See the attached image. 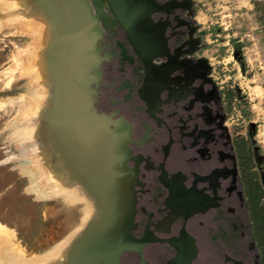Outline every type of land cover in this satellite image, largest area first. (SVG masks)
<instances>
[{
	"label": "flooded vegetation",
	"instance_id": "1",
	"mask_svg": "<svg viewBox=\"0 0 264 264\" xmlns=\"http://www.w3.org/2000/svg\"><path fill=\"white\" fill-rule=\"evenodd\" d=\"M180 10L183 9L176 11ZM108 35L110 32L106 31L100 41V55L110 54L108 60L101 61L105 69L100 68V74H86L95 81L92 105L87 106L86 113L78 103L77 110L70 115L71 123L82 117L91 129L83 137V146L80 142L73 143L70 135V152L74 154L73 150L80 147L84 156L77 159L70 155L67 159L71 178L79 179L89 189L113 186L111 181H116L119 183L114 185L136 192L133 235L165 240L145 248L144 256L150 264H156L161 257L171 264L178 249L170 241L176 239L186 246L183 233L194 240L199 256L195 264H225L227 256L248 264L228 254H224L220 263L215 244L219 237L241 241L247 248L249 262L260 264L255 242L247 235L250 221L238 158L219 87L211 72L208 76L216 84L217 94L212 83L201 75H194L187 87L176 86V92L162 91L163 103L154 116L138 91L144 72L138 71L137 62L123 60L117 43L123 41L119 34L111 38ZM183 41L170 44L177 47ZM199 58L196 54L193 56L194 60ZM176 75L184 77L179 71L172 76ZM185 83L183 80L182 84ZM104 117L111 120L108 127ZM96 120L100 122L99 127L94 125ZM96 180L100 183L96 184ZM78 184L72 182L71 187L77 188ZM186 204L191 207L187 217L178 213ZM193 207L199 209L193 210ZM171 213L176 214L172 219ZM219 230H222L221 236L217 233ZM135 254L134 263H137L140 257Z\"/></svg>",
	"mask_w": 264,
	"mask_h": 264
},
{
	"label": "rangeland",
	"instance_id": "2",
	"mask_svg": "<svg viewBox=\"0 0 264 264\" xmlns=\"http://www.w3.org/2000/svg\"><path fill=\"white\" fill-rule=\"evenodd\" d=\"M101 1L107 8L106 0ZM192 1L194 16L189 18L198 25L196 35L201 38L196 56L210 62L219 87L245 192L250 221L247 235L255 242L260 264H264V0ZM18 12L30 14L28 7ZM10 13L0 7V222L17 230L29 254H41L74 237L93 207L78 194L59 195L46 188L32 168V148L40 145L41 137H37V143L34 131H26L23 136L27 125L23 111L29 97L43 102V94L32 86L28 75L19 72L10 89L3 87V71L14 66L17 45L33 42L23 26L14 19L7 20ZM179 13L187 17L186 10ZM118 34L125 40L121 29ZM186 36L181 34L170 43L177 45ZM135 62L143 72L142 64ZM100 68L105 69V65L100 64ZM140 81L139 76L137 83ZM40 119L46 128L43 116ZM221 232H217L219 236ZM215 244L220 263L228 254L251 264L241 241L219 237ZM128 256L124 262L137 261L135 254ZM166 260L161 257L156 264H167Z\"/></svg>",
	"mask_w": 264,
	"mask_h": 264
},
{
	"label": "water",
	"instance_id": "3",
	"mask_svg": "<svg viewBox=\"0 0 264 264\" xmlns=\"http://www.w3.org/2000/svg\"><path fill=\"white\" fill-rule=\"evenodd\" d=\"M38 1L45 5L49 14H53L52 22L59 27L63 36L61 41L60 36L54 40L50 53L55 61L60 60L56 58L58 53L62 52L68 56L65 61L70 69L57 80L64 94L56 102L70 104V100L75 99L71 102L72 105L70 104L71 110L66 107L68 111L75 112L78 103L82 104L84 99L92 105L95 95L92 86L95 81L92 76L86 77L87 69L92 67L94 74H100L101 61L110 57L108 52L100 55V41L103 40L106 31L110 32L108 35L110 38L118 36V29L125 35V40L117 41L122 49L123 60L131 64L138 60L142 64L144 80L138 91L149 107L147 110L154 116L155 111L159 110L163 103L162 91L169 89L176 92V86L185 88L190 85L189 79L194 75H201L205 81L212 83L213 91L217 94V86L208 76L212 69L210 62L206 57L193 59L201 47V38L196 35L198 25L189 18L194 16L192 0H106L107 8L101 0ZM62 6L75 11L76 13H73L75 16L67 18L58 14ZM178 9L186 10L187 17L181 16L179 11H176ZM181 34L187 35L185 40L179 46L172 47L171 39ZM60 42L61 52L58 49ZM176 71L183 73L184 77L172 76ZM183 80H186L185 84H182ZM84 81L89 87L87 91L81 88ZM56 110L58 108L54 106L43 116V125L47 132L45 142L53 154L57 152L62 157L61 160L67 169L70 139L67 121L70 120L67 113L62 111L56 117L58 115ZM104 119L108 127L111 120L109 117ZM76 122L86 121L80 117ZM94 125L99 127V120H96ZM87 126L84 124L85 128H88ZM85 134L87 136V133ZM99 138L98 136V140ZM80 140L82 143L83 136H80ZM95 182L100 183L99 180ZM111 183L113 186H98L95 187L96 190H88L96 201L101 215L99 220L92 223L84 235L74 243L66 264H130L124 260L128 255L135 253H138L140 259L137 263L131 264H150L144 256L145 248L153 242L165 241L156 237L137 238L133 235L136 227L134 221L136 192L114 185L119 182ZM190 208V205L186 204L178 213L187 217ZM170 215L172 219L176 214ZM183 236L186 246L176 239L170 241L178 249L177 254L170 260L171 264H195L198 260L194 240L186 233H183ZM229 261L234 264H245L242 260L227 256L225 264Z\"/></svg>",
	"mask_w": 264,
	"mask_h": 264
},
{
	"label": "bare ground",
	"instance_id": "4",
	"mask_svg": "<svg viewBox=\"0 0 264 264\" xmlns=\"http://www.w3.org/2000/svg\"><path fill=\"white\" fill-rule=\"evenodd\" d=\"M0 7L7 12H11L7 19L8 21L14 19L16 24L21 27L23 26V28H25L24 30L33 37V42L31 44L27 46L17 45V51L12 58L14 66L6 68L3 71L5 75L3 87L5 89H10L12 87L15 75L19 72L28 75L32 86L37 88L38 93L43 94V102H38L34 98L29 97L28 104L26 105L25 111H23L25 116L24 119L27 123L26 129H23V136L27 133L26 131H34V135L36 136H34L33 139L36 142L37 137L40 136L41 139L43 138L42 141L41 139L39 140L40 145L37 144L35 148H32L31 155L34 158L31 164L32 168L40 175V180L44 183L46 188L59 195L67 194L68 192L78 194L88 199L93 207L85 224L78 229L74 237L66 242H61L41 254H29L27 247L19 238L17 230L0 222V264H66L74 243L84 235L92 223L99 220L101 211L97 208L98 205L92 195L88 193L89 188L82 185L78 181L79 179L73 181L70 173L65 168L64 161L61 160L62 157H60L57 152L53 154L48 145H46L47 132L46 128H43L41 125L40 117L45 116L54 106L58 108V110H56L58 114L56 117H58L60 114L59 112L62 111L67 113V118L70 120V115L74 114V111H68V109L72 105L71 102L75 99L70 100L71 105L67 103H56L57 99H60L64 94V90L57 80L70 69V66L65 61L68 56L61 52V42L58 46L61 54L57 52L58 54L56 56L57 59H60L59 61L53 59L50 51H52L51 45H53L54 40L60 36L59 39L61 41L63 40V36L60 34L59 27L52 22L53 14H49L45 5L38 0H0ZM22 7H28L30 14L19 13L18 11L21 10ZM58 12V14L66 16L67 18L72 15L75 16L73 13H76L72 9L64 8V6H62ZM28 51H31L29 55L27 54ZM60 64L62 65L60 66ZM93 71V68L89 67L86 73L91 74ZM81 88L83 90L86 89L85 91L88 90L89 87L86 81L82 83ZM87 102L88 101L84 99L81 105L85 112L88 111L87 106L89 104H87ZM73 104H75V102H73ZM90 117L92 118V116ZM37 119L40 121L38 120L37 122ZM67 131L71 136L73 135V143H79L81 141L80 136L86 137V134L83 132H91V129L85 128L82 122L71 123L67 121ZM70 144L71 139H69V146ZM81 145L83 146V143ZM69 146V156L74 155L73 157L77 159H79V157L84 158L83 148L81 149L79 147L73 150L74 154H72ZM95 159L98 160V157ZM75 178L77 177L75 176ZM72 182L74 184L79 183L77 188L71 187ZM90 189L96 190V188ZM128 257L129 256H127V259ZM127 263H130V261Z\"/></svg>",
	"mask_w": 264,
	"mask_h": 264
}]
</instances>
